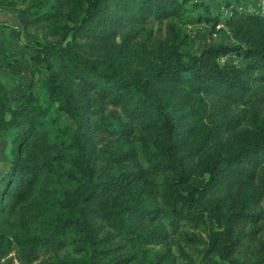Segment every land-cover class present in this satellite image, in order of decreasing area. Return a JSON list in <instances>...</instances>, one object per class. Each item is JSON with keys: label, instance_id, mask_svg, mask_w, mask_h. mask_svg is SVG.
I'll return each instance as SVG.
<instances>
[{"label": "trees", "instance_id": "16d2710c", "mask_svg": "<svg viewBox=\"0 0 264 264\" xmlns=\"http://www.w3.org/2000/svg\"><path fill=\"white\" fill-rule=\"evenodd\" d=\"M83 3L84 13L74 32L89 40L91 47L97 50V57H87L80 50L63 45L43 47L37 55L41 58L38 62L46 64L51 97L58 103L59 111L75 122L74 129L67 127L71 141L61 154L81 175L82 184L76 191L64 189L61 193L55 223L40 229L39 234L30 230L26 233L28 238L18 242L22 262H34L41 250L61 251L76 236L75 248L78 247L83 255L68 259L64 264H128V259L115 255L118 250L115 241L119 235L155 240L163 228L156 224L158 220H169L177 225L179 219L187 218L200 225L207 210L213 226H225L223 233L209 234L215 248L224 258H229L236 248L233 247L235 244H224L225 240L238 227L257 223L264 213L226 211L219 203L209 205L205 195L219 189L230 190L251 184L258 178L260 169H264V130L256 133L255 141L247 148L215 159L207 169L209 179L206 185L183 195L181 189L185 188L189 175L181 152L193 133V128L187 127L189 114H199V110L185 113L183 109L190 94L213 96L220 103L232 106H253L264 102V16L242 11L228 0H83ZM214 8H223L227 17L222 19L214 13ZM186 10L198 11L199 16L207 14L214 25H225L248 48L208 47L201 56L182 65L180 60H172L174 55H167L168 58L158 56L167 60L159 63V60L142 57L139 49L130 50L129 45L116 44L123 25L141 24L149 17L157 20L180 17ZM234 52L248 60L245 67L221 63L222 58ZM253 59L256 60L251 61ZM130 60L131 63L127 64ZM134 60L138 61L137 66L132 63ZM151 62L157 65L147 69L145 75L134 72ZM0 93V134L7 127L25 125L28 131L24 139L40 155H48V158L55 155L59 146L54 145L53 149V143L43 128L53 115L52 111L41 107L28 108L20 102L14 111H10L12 120L6 121L8 94L1 81ZM26 98L27 95H22L20 99ZM96 105L104 108L103 111L99 109L102 120L92 123L89 112ZM109 106L120 114H105ZM137 131L148 137L146 141L150 145V150L143 151L142 155L148 166L139 171H136V163L130 164L138 157L131 147ZM92 133L118 136V141L123 144L118 141L107 144L100 152L94 143H89ZM124 148L129 149L125 151ZM187 152L184 161L196 159V151ZM45 161L31 165L18 162L2 180L0 202L4 201L0 205V221L33 195L40 172L47 169L43 168L44 164L48 166L47 171L52 168L51 160ZM102 161H106V166L100 165ZM159 176L165 178L160 185L161 191L158 189L165 204L162 208L152 209L137 202L121 209L117 205V196L114 201L110 198L113 191L129 189L136 178L148 182L149 177ZM260 195L262 193L250 197L254 201ZM20 217L28 218L25 214ZM148 222L155 224L148 227ZM7 248L8 245L0 247V260Z\"/></svg>", "mask_w": 264, "mask_h": 264}, {"label": "rangeland", "instance_id": "374dc122", "mask_svg": "<svg viewBox=\"0 0 264 264\" xmlns=\"http://www.w3.org/2000/svg\"><path fill=\"white\" fill-rule=\"evenodd\" d=\"M228 1H232L242 11L264 16V0ZM83 4V0H0V81L8 94L9 108L5 110L4 118L11 121L10 111H14L20 102L28 108L41 107L52 111L53 115L49 116L43 128L50 143H53V149L54 145L59 146L58 152L48 158V155H40L24 139L27 126H10L0 134V184L18 162L25 165L39 161L43 163L45 160L52 162V168L48 171V166L44 164L43 168L47 169L40 172L33 195L19 204L14 212L1 219L0 247L8 245V248L3 252L0 264H24L19 256L18 242L27 239L26 233L30 230L39 234L40 229L55 223V215L60 211L61 193L64 189L76 191L82 184L81 175L61 154L63 148L65 153V147L71 141L67 127L74 129L75 122L59 111L58 103L51 97L49 73L46 71L45 62H38L41 58L37 55L42 52L43 47L63 45L72 46L87 57H97V50L91 47L89 40L80 33L75 35L74 32L84 13ZM217 10L218 8H214L213 11L222 19L227 17V11L223 8L219 12ZM116 44L129 45L130 50L139 49L142 57L159 60V63L167 61L163 59L168 58L167 55H174L172 60L178 59L182 65H187L193 58L201 56L208 47L248 48L225 25H214L207 18V14L199 16L198 11L191 10H186L180 17L164 20L149 17L141 24L123 25L116 37ZM137 62L134 60L132 63L137 66ZM129 63L131 60L127 62ZM221 63L245 67L248 60L234 52L222 58ZM155 65L157 64L151 62L136 68L134 72L142 76L147 69L156 67ZM32 80L33 86L30 87ZM22 95H27V98L21 100ZM99 109L104 110L98 105L90 109L92 123L102 120ZM196 110H199L197 116L189 114L190 122L188 121L187 127L193 128V133L187 138L186 147L181 152L189 175L185 188L181 189L183 195L206 185L209 179L207 169L215 159L247 148L255 141L256 133L264 130V102L253 106H232L220 103L213 96L190 94L183 111L193 113ZM112 112L120 114V111L111 106L104 111L109 115ZM109 135L92 133L89 143H94L97 150L102 152L107 144L117 143L119 139L118 136ZM146 140L148 137L140 131L135 133L131 147L138 157L129 162L136 163V171L148 166L142 156L143 151L150 150ZM124 149L126 151L129 148ZM189 150L196 151L198 155L195 160L184 161ZM99 163L103 166L107 164L106 161ZM164 182L163 176L149 177L148 182L136 178L129 189L124 192L113 191L110 198L114 201L113 198L117 196V205L121 209L126 208L129 203L137 202L149 205L152 209L162 208L165 204L158 189L161 191L160 185ZM258 193H262V196H257L253 201L250 195ZM205 199L212 206L221 204L226 211L256 210L264 213V169H260L258 178L253 183L230 190H215L213 194L205 195ZM3 201L1 200L0 205ZM180 208L182 209V205ZM24 214L28 218L20 217ZM210 218L207 210L200 225L187 218L179 219L177 225L160 219L156 224H161L163 228L155 240L149 241L135 235H119L115 241L118 248L115 255L128 259V264H264V217L259 218L257 223L238 227L225 240L224 244H235L232 246L236 248L229 258H224L221 251L215 248L209 234H221L225 226H213ZM154 224L148 222L146 225L152 227ZM72 239L61 251L41 250L37 259L30 264H64L68 259L82 257L80 249L75 248L76 236Z\"/></svg>", "mask_w": 264, "mask_h": 264}]
</instances>
